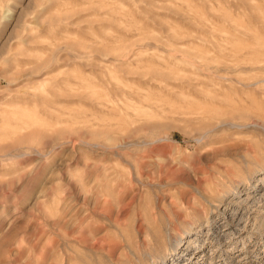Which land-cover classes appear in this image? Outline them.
I'll use <instances>...</instances> for the list:
<instances>
[{"label":"rangeland","instance_id":"obj_1","mask_svg":"<svg viewBox=\"0 0 264 264\" xmlns=\"http://www.w3.org/2000/svg\"><path fill=\"white\" fill-rule=\"evenodd\" d=\"M0 264H264V0H0Z\"/></svg>","mask_w":264,"mask_h":264},{"label":"bare ground","instance_id":"obj_2","mask_svg":"<svg viewBox=\"0 0 264 264\" xmlns=\"http://www.w3.org/2000/svg\"><path fill=\"white\" fill-rule=\"evenodd\" d=\"M176 248L178 249L179 247L177 246Z\"/></svg>","mask_w":264,"mask_h":264}]
</instances>
